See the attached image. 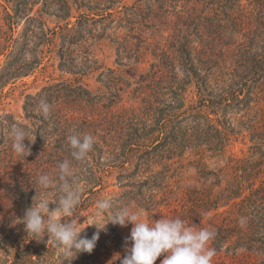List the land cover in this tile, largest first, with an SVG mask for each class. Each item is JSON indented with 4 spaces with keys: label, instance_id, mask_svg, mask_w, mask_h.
Listing matches in <instances>:
<instances>
[{
    "label": "trees",
    "instance_id": "obj_1",
    "mask_svg": "<svg viewBox=\"0 0 264 264\" xmlns=\"http://www.w3.org/2000/svg\"><path fill=\"white\" fill-rule=\"evenodd\" d=\"M2 1L6 2V6L0 2L2 87L32 74L47 54L55 52L62 66L70 55L68 45L79 40L76 27L81 20L100 22L122 3ZM127 9L122 19L136 25L131 37L137 39L138 49L127 43L118 57L130 56L137 64L149 53L159 59L154 71L140 75L135 92L139 98L151 87L156 96L162 83L164 98L157 106L147 100L115 114L112 106H101L103 94L93 95L78 80L61 81L26 94L21 119L11 113L0 118V264H88L103 246L100 237L91 254L63 260L52 241L46 243L47 235L37 241L25 229L23 217L34 199L54 200L60 194L58 187L43 189L39 176L56 177L65 159L74 168L76 185L92 193L110 175L104 172L116 167L115 180L126 188L121 199L138 198L148 212L159 204L157 192L174 195L177 206L168 219L180 218L193 229L199 225L195 230L215 229L209 242L216 250L212 264H264V0H137ZM73 17L76 23L71 22ZM23 19L21 35L14 38ZM50 22L56 27L50 28ZM168 30L173 31L172 45L165 49L162 39ZM152 36L157 45L151 52ZM177 57L179 69L173 67ZM116 87L118 93L112 95L120 102L126 90ZM41 99L51 106L47 119L38 114ZM13 125L23 127L34 140L25 138L31 149L27 157L12 149ZM70 135L94 137L86 161L73 159ZM238 139L249 143L241 155L230 149ZM187 151L200 156L189 163L197 171L190 183L181 176L187 169L183 159ZM213 159L223 163H210ZM153 160L162 169L149 168ZM82 196L77 211L83 208ZM51 203L50 208L56 207ZM110 227L117 232V226ZM113 235L121 245L122 237ZM162 259L163 255L155 264Z\"/></svg>",
    "mask_w": 264,
    "mask_h": 264
},
{
    "label": "rangeland",
    "instance_id": "obj_2",
    "mask_svg": "<svg viewBox=\"0 0 264 264\" xmlns=\"http://www.w3.org/2000/svg\"><path fill=\"white\" fill-rule=\"evenodd\" d=\"M121 1L122 3L120 4L119 8L114 12L112 11L113 15L100 22H94L85 18L81 20V23L76 27L79 40L72 45H68L67 51L70 52V55L65 56L64 60L62 61V66L61 60L59 57H56L55 52L50 55L47 54L43 64L32 74L21 78L15 83L8 84L4 87L0 86V118L6 113H11L16 119H21L24 116L23 105L26 94L38 92L44 86L55 84L61 81L73 83L78 80L85 84L93 92V95L103 94L104 97L100 102L102 103L101 106H106L109 108L112 106L115 114H118V110H120L122 107L130 108L132 106H143V102H150V100H152L156 106L157 104L160 105L159 102H161L164 98V89H162L164 88V84H160V89H157L158 93H156V96L153 94L151 87L144 90V95L143 93H140L139 98H137L138 94L135 92L136 87L138 86L137 81L140 79V75L142 73L154 71L153 64L159 59L155 58L154 55L149 53L147 60L137 64L134 61L135 58L134 60H131L130 56L126 57L121 54L120 57H118V50H123V48L127 47V43L129 45L132 44L134 49H138V45L136 46V44H138L137 39L131 37V35L135 33L133 28L136 25L127 22V20H125L126 18H124V20L122 19L123 17L127 16V13L129 12L127 7L135 4L137 0ZM0 2L4 4L2 0H0ZM4 5L6 6V2ZM39 8L40 5H36L33 13H36ZM0 13L1 15L4 14L2 7H0ZM98 18L99 17H96L95 19ZM24 21L25 19H23L20 23V26L14 30V38H17L21 35L24 27ZM71 22L76 23V17H73ZM64 23L65 22H63V24ZM49 27L54 28L56 27V24L50 22ZM6 28L7 27L5 26V40L8 36ZM172 33V30H168L163 34L162 44L165 49H169V47L172 45V38H169V35ZM57 42H60V40L58 39ZM149 42L151 44L150 51L152 52V50L156 48L157 38L152 36L149 39ZM178 59L179 58L177 57L175 66L173 65V67L177 66V69L180 68ZM4 63L5 56H0V72ZM110 69H114V73H111L109 71ZM117 84L122 85L126 90L124 95L120 98V102H118L117 97L112 95L118 93V87H116ZM145 84L147 83L145 82ZM150 94L153 95L152 99L151 96H149ZM248 146L249 143L247 144L245 141L238 139L230 149L235 154L241 155L243 151H247ZM229 154L230 150L227 152L226 156ZM199 158L200 156H194L189 151L183 155L184 164L186 163L187 169L186 172H184V175L181 176L186 178V183L192 182L190 179L195 177L197 173V171L189 163ZM211 161L212 162L210 163L218 162L217 159H213ZM218 163L222 164L223 161H219ZM148 164L149 168L151 169H162L161 165L157 166L155 160L150 161ZM147 165H145L142 170H145ZM118 172L119 169L116 167H109V169H107L104 173L110 175L108 176L109 178H105V183L103 186L97 187L95 189L96 191L93 193L88 191V188L82 189V203L84 205L83 208L78 210L81 215L90 216L91 213L95 211L96 202L98 200L104 198L112 199L113 197L115 206H129L134 211L137 209L143 210V218L148 220L150 223H155L156 220L161 218H169L173 215L175 207L177 206V203L173 201L175 196L172 194L166 196L163 194V191L156 193L158 196L155 200H157L159 204L156 205V209L153 212H148L145 210V208L139 204L140 202L138 201V198L131 199V197L128 196L126 199H121L120 195L126 188H120V185L123 183H119L118 180H115V176ZM185 190L186 189L183 191ZM51 204L56 207L58 206L57 202H52ZM56 207L50 208V210ZM85 216L80 217L81 223H83V221L86 219ZM70 219L72 218H69V220ZM114 225L117 226V232L111 231L112 229L110 224L107 226L106 232L101 231L100 237L102 239L103 246L100 249H97L96 253L88 258V264H111L110 261H113V257L117 253L120 254V259H123V257L127 255L125 238L130 236L132 225L129 224L127 227H121L118 224ZM199 227L200 226L197 225L194 230L198 229ZM94 232H96V228L94 226H88L81 233V236L93 234ZM113 234H119L120 237H122L121 240H123V245L119 244L120 242L116 240ZM17 235L18 234H15V236ZM120 259L113 261V264H120Z\"/></svg>",
    "mask_w": 264,
    "mask_h": 264
},
{
    "label": "clouds",
    "instance_id": "obj_3",
    "mask_svg": "<svg viewBox=\"0 0 264 264\" xmlns=\"http://www.w3.org/2000/svg\"><path fill=\"white\" fill-rule=\"evenodd\" d=\"M50 109L46 100L39 101L38 114L44 119L48 118ZM10 136L15 154L21 157L31 154L25 138L32 142L34 140L23 127L13 125ZM67 140L73 159L79 162L88 159L96 143L92 135H70ZM58 168L56 177L42 174L38 178L39 185L45 190L58 187V198H42L39 201L34 199L32 206L26 209L23 222L28 235L33 239L41 241L47 235L49 239L46 243L52 241L63 260L70 261L78 253L91 254L101 231L106 232L111 223L121 227L132 225L130 236L125 238L127 255L123 259H120L119 253L113 257V261L120 259V264H155L162 255L160 264H212L216 250L209 246V242L216 236L215 229L194 230L180 218H161L150 223L143 218V210L134 211L129 206H115L111 198L98 200L96 209L90 216L81 215L77 209L81 205L82 189L75 183L71 161L63 160ZM50 202H57L58 206L50 210ZM81 216L86 217L83 223L80 222ZM88 226H94L96 232L90 238L81 236ZM113 261H110L111 264Z\"/></svg>",
    "mask_w": 264,
    "mask_h": 264
}]
</instances>
